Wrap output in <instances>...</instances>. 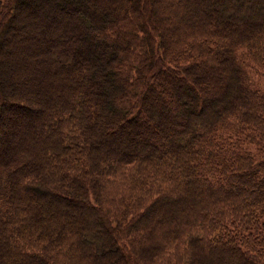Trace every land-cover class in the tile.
Listing matches in <instances>:
<instances>
[{
	"label": "trees",
	"instance_id": "trees-1",
	"mask_svg": "<svg viewBox=\"0 0 264 264\" xmlns=\"http://www.w3.org/2000/svg\"><path fill=\"white\" fill-rule=\"evenodd\" d=\"M233 1L0 0V264H264V0Z\"/></svg>",
	"mask_w": 264,
	"mask_h": 264
},
{
	"label": "rangeland",
	"instance_id": "rangeland-1",
	"mask_svg": "<svg viewBox=\"0 0 264 264\" xmlns=\"http://www.w3.org/2000/svg\"><path fill=\"white\" fill-rule=\"evenodd\" d=\"M236 3H237V7L238 6H241V5H243L244 3H243V1H241V0H234ZM233 1V3H234V5H236L235 4V2ZM221 3V2H220ZM248 3V2H247ZM251 3V2H250ZM245 5V4H244ZM245 7H246V5H245ZM238 9V8H237ZM251 9H252V11L255 9V7L254 6H251ZM239 16H241V15H239V13L236 15V17H239ZM16 79V78H15ZM17 80H14V82H16ZM230 260H228V261H225V260H223V262H222V264H228V262H229ZM219 264H221V263H219ZM232 264V263H231Z\"/></svg>",
	"mask_w": 264,
	"mask_h": 264
}]
</instances>
